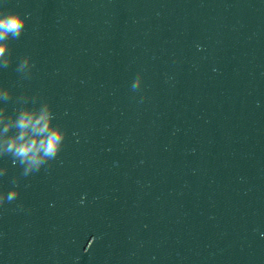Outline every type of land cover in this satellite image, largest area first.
Segmentation results:
<instances>
[{"label":"water","instance_id":"water-1","mask_svg":"<svg viewBox=\"0 0 264 264\" xmlns=\"http://www.w3.org/2000/svg\"><path fill=\"white\" fill-rule=\"evenodd\" d=\"M9 12L0 118L47 106L65 136L27 174L0 150V264H264V0Z\"/></svg>","mask_w":264,"mask_h":264},{"label":"clouds","instance_id":"clouds-1","mask_svg":"<svg viewBox=\"0 0 264 264\" xmlns=\"http://www.w3.org/2000/svg\"><path fill=\"white\" fill-rule=\"evenodd\" d=\"M25 24L26 17L19 12L0 13V57H4L7 51L9 36L18 38ZM4 64L7 65L8 61L5 60ZM20 67L23 68L24 63ZM52 119L47 106L39 113L26 108L15 118H0L5 133L13 126L18 130L16 134L5 136L0 141V150L11 153L21 164L26 165L25 174L33 169L38 170L46 161L55 158L61 149L65 133L52 125ZM16 195L14 189L8 194V200L14 199ZM2 202L0 198V203Z\"/></svg>","mask_w":264,"mask_h":264}]
</instances>
